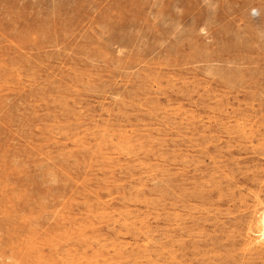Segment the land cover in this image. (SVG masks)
<instances>
[{
  "label": "rangeland",
  "instance_id": "374dc122",
  "mask_svg": "<svg viewBox=\"0 0 264 264\" xmlns=\"http://www.w3.org/2000/svg\"><path fill=\"white\" fill-rule=\"evenodd\" d=\"M0 35V264H264V0H0Z\"/></svg>",
  "mask_w": 264,
  "mask_h": 264
},
{
  "label": "bare ground",
  "instance_id": "6f19581e",
  "mask_svg": "<svg viewBox=\"0 0 264 264\" xmlns=\"http://www.w3.org/2000/svg\"><path fill=\"white\" fill-rule=\"evenodd\" d=\"M12 2V1H11ZM2 6V5H1ZM7 11V10H6ZM16 23H18V22H16ZM28 26H30V25H28ZM25 28H27V27H25ZM2 33V32H1ZM3 35V34H2ZM1 36V35H0ZM17 37V36H16ZM15 37V38H16ZM3 38H5V37H3ZM18 39H19V37H18ZM0 41H2V40H0ZM5 41V40H4ZM3 42V41H2ZM1 43V42H0ZM1 61V60H0ZM18 65V64H17ZM18 67H20V66H18ZM252 93V92H251ZM264 230V229H263ZM2 258V257H1Z\"/></svg>",
  "mask_w": 264,
  "mask_h": 264
}]
</instances>
